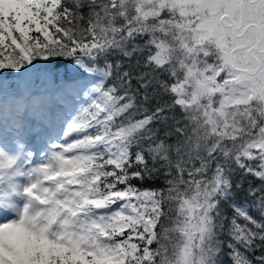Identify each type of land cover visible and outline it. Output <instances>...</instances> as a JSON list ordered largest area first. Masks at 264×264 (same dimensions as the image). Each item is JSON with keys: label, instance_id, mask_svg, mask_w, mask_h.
I'll list each match as a JSON object with an SVG mask.
<instances>
[{"label": "snow or ice", "instance_id": "snow-or-ice-1", "mask_svg": "<svg viewBox=\"0 0 264 264\" xmlns=\"http://www.w3.org/2000/svg\"><path fill=\"white\" fill-rule=\"evenodd\" d=\"M0 264H264V0H0Z\"/></svg>", "mask_w": 264, "mask_h": 264}]
</instances>
